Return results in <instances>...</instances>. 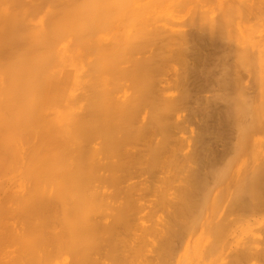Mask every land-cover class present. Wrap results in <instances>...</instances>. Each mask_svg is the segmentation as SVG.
I'll return each mask as SVG.
<instances>
[{"label":"bare ground","instance_id":"6f19581e","mask_svg":"<svg viewBox=\"0 0 264 264\" xmlns=\"http://www.w3.org/2000/svg\"><path fill=\"white\" fill-rule=\"evenodd\" d=\"M111 1L112 0H8L6 13L23 12L25 15L27 14L30 19L27 20L29 23H24L26 28L23 27L22 29H24V31L21 33H18V30L15 28L16 20L10 18L6 21L4 15L0 14V45H2L5 55L7 56L6 58L3 54V58L5 59H0V148L3 147L1 151H4L3 154L2 152L0 153V156L4 155V157H0V168L1 166L4 167L1 169L5 171L10 169L9 157L11 154L9 152L11 148H8V146L11 144L9 141L13 138L12 136V138H10L11 134L16 136L13 139L17 138L18 143H20V138L24 140V136L25 138L27 136L31 137L30 146L28 149L24 150V152L22 150L19 156L21 155V157L25 158L27 154L31 153L32 158H36L37 155L43 154L42 151L46 148L47 150L44 152L47 151L46 153H48L52 147L49 152L52 154L49 155L48 153L47 157L45 153L42 157L45 158L46 156L48 159L51 156L52 159V156H55L52 160L56 161L57 164L55 162L54 164L58 166V170H63V173H60L61 176L58 170L57 175H55L56 172H54L55 174H51V179L49 171L52 169V166H49L50 164L48 163L47 165L50 168L46 167V162L50 159L46 161L45 158V160L42 161V165L37 166L40 169L38 172L40 176L39 184L42 182V178H44L46 180V183L43 181L45 183L44 190H47L48 186L46 185H49L51 188L50 191L47 193L41 191L38 196H35L33 190L27 194L25 193L27 196H23L24 198L21 197V200L17 194L14 195L15 193L12 192L8 181L5 182L4 178L1 179L0 264H61L58 255L61 253V250L64 251L65 248L66 253L68 256L71 255V257L70 261L66 259L68 263L63 260L62 264H102L100 263V259L95 258L97 254L106 257L108 260L110 259L109 261L112 262L111 264L133 263L131 261H133L134 258L129 261V259H127L128 256H124L126 252L122 251V249L126 250L125 247H127L126 245L128 242V240L124 241L125 238L122 239V234L131 229L129 226L131 219L136 221L134 217L136 216L135 213L138 212L135 210L137 208L134 202L138 200L136 196L134 197V191H137L136 188L140 185L141 181L137 180L136 183L133 180L147 174L149 175L145 176L147 178H149L151 174L152 176L155 175L153 170L151 173L150 169L157 168V166L159 168L160 164L162 166L165 160L175 167L177 163H179L177 160L180 159L179 157L182 154H177L176 151H179L181 147L178 148L177 144V147H175L178 148V150L173 147L172 143L174 142L172 139L175 136H172L173 138L171 139L169 134H171V130L174 132V129L179 127L174 126L176 122L174 121L173 124L171 120H173V113L177 110L176 107H180L177 106L179 102L183 103L188 100V95H185L186 92L184 95L182 94L183 96H181L179 102L176 101L177 99L175 102L160 101L161 103L159 102L160 104L158 105L157 112L154 107L153 113H150L151 117L148 113H145V115L142 114V110L144 109L142 103L145 100V96L148 94L152 96L154 93L156 89L154 77L158 71H161V65L153 61L154 58H156V56L153 57V53L157 55L154 51L159 49V47L161 48V46L158 45H165L164 47L166 48L168 44L170 45L173 43L171 45L173 47L174 43L178 40L175 36H179L177 35L179 31L178 33L176 31L177 34H175L174 37L171 36L172 38H177V40L171 39V37L168 36L169 34H167V32L170 33L171 31H168L166 28L161 29V31L163 35L166 34L167 36H159V30H152L149 28L147 21L140 20L138 30L144 33L141 35L137 33L132 39L121 40L118 34H112V36L102 38L103 40L92 36L90 37V31L92 30L91 26L93 24L94 26H99V23L101 24L103 22V18L108 21L111 20L109 22L110 25L113 24L119 28L120 26L115 24L112 19L121 20L127 15V9L138 2V0H134L135 2L131 5V1L127 2V0ZM262 2L264 4V0H262ZM138 5L140 6V2ZM254 8L256 9V7ZM111 9L113 10L111 11ZM262 9H264V7H262ZM115 10H117V12H115ZM259 10H261V8ZM259 10L256 12L260 15L261 12H259ZM4 11V8L0 9V12ZM221 11L227 10H220L219 12L221 13ZM203 13L206 15V12ZM231 14L232 8H230V15ZM200 15L202 17L200 16L197 19L198 21L195 20L194 22L197 23L195 27H197V30L199 29L201 31L198 30L200 34L203 33V35L201 34L202 36L205 35V31H209L208 34H206L208 36H206V38L200 37L201 35L198 36V31L196 30L195 37L192 35V37L189 36L187 38V36L191 34V31L187 30L190 34L186 32L184 37L182 34L185 30H183V33H181V30L180 35L182 36H179V38H183L179 39L180 41H178L177 45L175 44L176 46H180L178 48L175 46L178 51L177 55L173 53V57L176 55L178 58H181H179L180 60L184 61V58H188V56L193 59L195 56L196 59L194 62L196 63H194V69L190 70L191 72L189 74L193 76L192 80H198L195 82V84L198 83L196 84L198 86L194 87L195 89L207 91L211 86V91L213 89L212 85L215 83V86L218 85L215 91L219 88L220 90L215 93L213 99L211 98L212 102L211 100V103L208 102L214 106L212 110L209 109L211 111L210 113L207 111V116L209 115L212 119L210 122L211 124L206 125V127L204 126L205 124L203 125L205 128L201 131L203 133H201L200 136L198 135L197 141L195 140L197 143L195 147L197 148L193 150L195 151L193 155L183 156L184 158L186 157L184 159L185 161H191V163L194 161L198 165V168L192 171V176H190V180L187 182L188 185H186L188 187L182 189L181 195L178 196L180 198H178L177 202L175 201L176 204L174 202L176 209L174 207L175 214L172 212L175 216L174 219L173 217L171 218L173 219V224L168 223L170 226L166 227L168 229L164 232H161L163 234L161 237L159 236L161 233L158 234L159 231L157 232V236L162 239L158 242L157 246L159 243L160 245L156 247L157 249L155 248L156 251L154 249L156 252L155 257L153 256L154 259L153 257L146 261L142 259L143 262L140 264H248L250 263L249 261L253 260V257L259 258L258 256H262L261 259H264V246L261 245L264 243V239L262 241V239L259 240L243 236L245 234L244 225H249L248 221L252 219L251 217L257 212L258 214L262 213L260 211L264 210V148L258 150L259 147L256 149L253 147L258 141L257 135H264V39L262 41H255L251 39L252 35L249 33L250 36H248V38L235 40L234 43L228 40L226 44L223 42V45L217 33V31L220 32L219 23L214 20V23L209 24L205 19L206 17L202 14ZM217 15L223 19V22L228 20L227 16L224 14L222 15H224L225 18H223L222 15ZM37 17V22L31 23V20ZM165 31L167 32L165 33ZM117 32L119 33V31ZM172 33H170V35ZM157 36L161 39L160 41L158 38L160 44H158L159 41L156 39L157 45L156 43L153 45L151 42L154 40L152 39H155ZM164 38L169 39L166 40ZM249 38L251 41L248 40ZM189 39L195 41V44L192 43L194 44L192 47L194 54L189 52L190 49L188 50L191 46H186ZM161 42H163V44ZM229 42L230 44H227ZM76 45L79 47H76ZM152 45L153 47L155 45L158 46L156 50L153 49L154 51L150 52L152 53L151 57L153 60L152 58L149 59L150 57L148 56L149 60L145 57V62L142 59H135L136 53L140 54L143 49L145 50ZM170 47L168 48L170 49ZM207 47L208 50H210L209 48L211 47L216 49L217 51L213 50L214 52L216 51V53H208V55L205 54L204 56L203 51H206L204 48L207 49ZM165 48L164 52L167 51ZM222 49L223 51H221ZM93 51H96L98 54L95 53V58L91 59L92 61L90 59L88 60L87 57ZM146 51L148 52L149 49ZM161 51L163 50L161 49ZM187 52L193 54V56L188 55ZM168 53L171 55L170 52ZM141 55V57H143L142 53ZM160 56L162 58V54ZM208 56L210 57V61L208 60ZM211 56L214 57L212 60ZM161 58L159 57L157 59L159 60ZM207 60L209 61L208 65L206 63ZM173 61L175 60H172V62ZM187 61L189 60H186V62ZM156 62L159 63L161 60ZM162 62L165 63L164 61ZM168 62H171V60ZM94 74L96 76L91 77V75ZM112 74L113 76H119V78L126 77L127 79L128 77V80H130L129 75L132 74L133 78H131L129 82L132 84L131 87L134 93L130 95L124 94L122 96L123 98H120L121 96L115 98L114 94L117 92L113 93L114 91H106V94L101 93V95H99L97 91L101 90H94L96 85H98L96 77H107ZM116 76L114 77L117 78ZM171 77H173V75ZM243 77H245L244 79L248 77L251 82L248 84L251 85L244 86ZM119 78L117 79L120 81L121 79ZM83 79H86L83 83L85 85L82 84L84 81ZM104 79L106 78L104 77ZM183 79H185V77ZM193 82L191 81L190 83L192 84ZM185 83L183 86L188 87ZM81 85L86 87L84 88ZM253 87L254 89L256 88V91L253 90ZM248 88L253 91H246ZM191 89L189 90L192 91L193 89ZM81 90L84 91V93L87 91H94L93 95H90L91 97L86 96L89 98V101L91 100V103H94L93 107L88 106V111L84 112L83 115L81 114V116L76 117L73 123L74 127H80V129L86 127L88 129L92 126L94 128V126H98L96 124H99L97 121H102V124L108 128L106 132L108 138L105 140L101 138L100 141H98V137V142H95L93 137L87 138V144L95 142L96 145H92L93 148L90 147V144L86 146L90 149L86 148L87 151L85 150V158L87 161L83 159L87 163L85 162L86 171L83 175H80L79 171H77L79 164L76 155L78 143L76 142L79 141V139L74 140L72 136L75 134H70L71 130L68 129L63 131L64 134L63 132L61 134V131L52 129V131L50 130L52 137H50L51 135L48 128L51 122H47L43 105L39 102L40 98L44 96H41V94H43L42 91H45L44 93L47 92V94L49 93V97H52V94L58 91L61 93V91ZM36 91H38V94H36ZM1 92L4 93L2 94ZM34 93L40 96L36 98L39 100V105L36 103L37 100L33 98ZM134 96H136V98ZM49 97L47 100L49 99L50 101L51 97ZM147 102H149V100ZM151 103L154 104V102ZM209 104L207 106H209ZM219 104H222V110L218 108V106L220 107ZM147 118L149 119L147 120ZM173 126L175 127L174 129H172ZM50 127L53 128L52 126ZM68 128L70 129V127ZM86 128H84V130ZM56 131L60 133L58 134ZM55 134L57 135L55 136ZM46 135L50 138L52 143H50L51 141L49 143L46 142L43 147V143H45L43 142V136ZM59 135L63 136L59 137ZM7 136H9L8 139ZM67 136L68 139L66 140L64 137ZM159 136H161V138ZM2 137H4L7 142H5ZM53 137H57L56 141L51 139ZM69 138L74 141L68 142ZM84 139L85 138L82 140ZM224 139L228 141L227 144L224 143ZM84 142L85 140L82 143ZM219 142L226 145V147L222 146ZM53 143L55 144L53 145ZM106 143L109 144L107 145ZM215 143L216 145H214ZM50 144L53 146H50ZM217 144L218 147L219 144L221 147H225L223 151L226 150L225 155L219 154L220 156L222 155L221 159L219 158L220 156L217 155L218 153L215 154L218 151L213 147V145L217 147ZM37 145L38 147H36ZM48 146H50L49 150ZM23 147L24 145L22 143V148ZM41 147L43 148L39 149ZM181 152L183 153V151H180V153ZM219 153L221 152L219 151ZM168 154L173 155L168 159L170 162L167 161V158L170 156ZM166 155H168V157L163 160V157ZM256 160H259L261 164L258 166L254 164ZM67 161H69V166L76 173L73 174L76 175L74 178L76 179V183L80 182L79 176H85L84 179L88 180V182H92L94 187L114 183L117 188V186L129 183V185H126L127 189L123 187L119 189L118 187L119 190L123 189L122 192L123 194H127V198H125V204L122 203L117 207L116 211L118 213L112 218H115L112 225L109 224L108 227H104L107 223H102L103 225H100L98 218H96L98 215H96V213L99 211L100 207L107 202V200H105L108 198L107 193L100 192L97 189L99 192H93L92 195L89 194L87 199L82 195H69V192L75 191L76 186L72 180L66 178L65 173L67 172H64V170L66 169L65 162ZM75 162H77L76 167ZM168 163H166L167 166L169 165ZM166 164L164 163V165ZM230 167L235 168L234 171H231L232 168L230 169ZM54 175L57 178L54 177ZM152 176L150 179H152ZM155 176L153 177L156 178ZM143 180L141 184L145 182H143ZM131 181L133 182L131 183ZM43 182L41 185H43ZM149 182L151 183L153 181L150 180ZM223 183L224 185L222 188L218 190L216 194H212L213 190L220 187ZM145 186H147V184ZM59 187L61 192L55 198V188ZM152 188L153 187H151V190ZM66 197L69 199H66ZM166 200L168 201V199H165V201L163 200L162 202H166ZM52 204H54V206L60 205L63 214H60L58 210V214H60L58 217L61 215L65 216L64 213L67 209L64 211V207L67 206L66 204L71 205V211L73 212L71 217L65 218L67 220L65 225H62L61 229L57 230V232H50L48 228L53 220L56 221L55 218L57 217L54 215L55 218H53L50 213H45L46 208L49 212H52V210L50 211L48 209V206ZM167 204L169 203L167 202ZM51 207V209L54 208L53 206ZM139 207L142 206L139 205ZM81 208L83 210L87 208L89 216L87 215L81 218L84 223H82V221L76 223V218L72 219V217L74 215V217H77ZM54 212L55 211H53V214ZM34 213L37 215H34ZM93 213H95L96 217L92 220L91 217H94ZM16 214L17 216L19 214L20 217H17ZM92 214L93 216H91ZM22 215L26 217L34 215L35 217L33 216L31 221L30 218L27 222L25 221V223H27V227L25 226L26 228L22 227L25 224L20 226V228H25V231L23 229L18 231V227L13 225L10 219L13 217V220L17 217L20 219H16L17 222H21L22 218L23 220L27 219ZM61 219L62 217L59 221ZM55 221H53V224ZM54 225L58 224L56 223ZM154 226H156V224ZM53 227L57 229L56 226ZM158 230H161V228ZM105 233L108 234L107 237ZM135 233H137V231H135ZM139 234H141V232H139ZM104 235L107 239L104 238ZM152 235L149 236L151 237ZM146 236H143V238L146 239ZM146 241L147 240H144L142 243L145 245ZM258 241L261 242V244ZM103 242L106 243L103 244ZM257 242L259 246L256 245ZM49 244L55 246V249L52 247L53 249L51 250ZM104 245H107L109 249L107 250V247H105L107 252L103 248ZM260 247H262V249ZM130 248L132 249V246ZM142 249L144 250V248ZM136 252H133L134 256ZM65 258L68 257L65 256ZM137 258L135 259L138 261ZM263 261L264 260H262V262Z\"/></svg>","mask_w":264,"mask_h":264},{"label":"rangeland","instance_id":"374dc122","mask_svg":"<svg viewBox=\"0 0 264 264\" xmlns=\"http://www.w3.org/2000/svg\"><path fill=\"white\" fill-rule=\"evenodd\" d=\"M8 0H0V9L1 8H4L5 9V11L4 12H0V14H2V15H4V19L7 21L8 19H13V20H16V23H15V28L18 30V33H21V32H23L24 31V29H22L23 27L24 28H26V26H25V22H27V23H29L27 20H30L29 18H28V16H27V14L25 15L23 12H14V13H6V8H7V6H8V2H7ZM129 1H131V5L135 2L134 0H127V2H129ZM111 2H114V0H112ZM139 2H140V6L138 5L139 4ZM261 2V3H260ZM255 3H256V5H258V6H256L255 5ZM137 5V6H136ZM136 6V7H135ZM254 7H256V9L254 8ZM262 7H264V4H263V2H262V0H150V1H146V0H138V2H137V4H134V5H132L131 7H129L128 9H127V15L126 16H124L121 20H116V19H112V20H114V22H115V24H117V25H119L120 27L118 28L117 26H115V25H113L112 23V25H110V21H108V20H106L105 18H103L102 20H103V22L100 24L99 23V26H94V24L91 26L92 27V30L90 31L91 32V35H90V37L92 36V37H95V38H97V39H102V38H105V37H109V36H112V34H118V35H120V37H121V40H123V39H129V38H133L134 37V35H137V33L138 34H143L144 32L142 31H140V30H138V28H139V26H140V20L142 21V20H145V21H147V24L149 25V28H151L152 30H156V31H158L159 30V33H160V35L159 36H165V35H163L162 33V31H161V29H163V28H166V29H168V31H171L170 33H172V32H174V33H172L171 35H170V33L169 32H167V31H165V33L167 32V34H169L168 36H173L174 37V35L175 34H177L178 33V31H179V34H177V35H179V36H182V35H184V34H186V32L188 33V34H190V35H188L187 36V38L189 37V36H191L192 37V35H193V37H195L196 36V28L197 27H195L196 26V24L197 23H194L195 22V20H197L201 15L200 14H202L203 16H205L206 18V21H207V23H214L213 21L215 20V21H217V23H219V25H220V27H219V29H220V32H218L217 31V33L219 34V36H220V40L222 41V43L224 42L225 44H226V42H228V40L229 41H232L233 43H234V41L235 40H243V38H248V36H250V34L252 35L251 37V39H254L255 41H262L263 39H264V9H262ZM228 8V9H227ZM230 8H232V14L230 15ZM245 8H246V10H245ZM254 8V9H253ZM261 8V10H259ZM233 9H235V10H233ZM113 9H111V11H112ZM220 10H227V11H221V13L219 12ZM229 10V11H228ZM258 10H259V12H261L260 13V15H259V13H257L258 12ZM257 11V12H256ZM262 11H263V13H262ZM115 12H117V10H115ZM203 12H206V15H205V13H203ZM229 12V13H228ZM256 12V13H255ZM7 14V15H5V14ZM255 13V14H254ZM14 14H15V16H14ZM217 14H219V15H222V14H224L225 16H227V18H228V20L227 21H224L223 22V19L222 18H220V16H218ZM224 15H222L223 16V18H225L224 17ZM229 15V16H228ZM256 17H255V16ZM231 16V17H230ZM38 17H39V15H38ZM38 17L37 18H35L34 20H31L32 22L31 23H36L37 22V19H38ZM202 17V16H201ZM231 18V19H230ZM230 19V20H229ZM125 22H124V21ZM156 22H155V21ZM189 20V21H188ZM152 21H154V22H152ZM198 21V20H197ZM196 21V22H197ZM185 22H186V24H185ZM150 23V24H149ZM188 23V24H187ZM38 24V23H37ZM96 24V23H95ZM184 24V25H183ZM186 25V26H185ZM188 25V26H187ZM114 27V28H113ZM155 27V28H154ZM162 27V28H161ZM98 28V29H97ZM113 28V29H112ZM158 28V29H157ZM160 28V29H159ZM191 28V29H190ZM195 28V29H194ZM98 30V31H97ZM175 30V31H174ZM182 30V31H181ZM183 30H185V32L183 31ZM187 30H189V31H191L190 33H189V31H187ZM195 30V31H194ZM199 30V29H198ZM197 30V31H198ZM117 31H119V33L117 32ZM127 31V32H126ZM164 31V30H163ZM176 31H177V33H176ZM180 31H181V33H183L182 35H180ZM194 31V32H193ZM200 31V30H199ZM198 31V36H200L201 34L203 35V33H201L200 34V32ZM97 32V33H96ZM193 32V33H192ZM207 31H205V35L204 36H200V37H205L206 38V36H208V35H206V34H208V32L206 33ZM158 33V34H159ZM244 33V34H243ZM250 33V34H249ZM89 34V33H88ZM217 34V35H218ZM248 34V35H247ZM87 35V34H86ZM167 36V35H166ZM179 36H175V37H177L178 38V40H177V38L175 39V38H172L171 37V39H175V40H177V42H175L174 43V45H173V47L171 46L172 44H168L167 46H166V48L164 47L165 45H158V46H161V48L159 47V49H160V51H161V49L163 50V51H159V49H157L158 48V46H156L157 45V43H156V39L158 40V36L155 38V39H152V40H154V41H152L151 43L154 45V43H156V45L153 47V45L152 46H150V47H147V49H149V51L147 52L146 50L147 49H143V51L142 52H140V54H138V53H136L135 54V59H142L143 61L145 60L146 61V59H144L145 57L147 58V60H149V59H151L152 57V53H150V52H153L154 50L153 49H157L156 51H154L155 52V54L157 53V55H154V53H153V57L154 56H156V58H154V60H153V58H152V60L154 61V63H157V64H159V65H161L160 66V68H161V71L157 74L156 72V76L154 77V81H156L155 83V87H156V89H155V91H154V93L152 94V96H151V94H148V95H146L145 96V100H144V102L142 103L143 104V110H142V114L143 115H145V113H148L149 115H150V113L152 114L153 113V111H154V109H155V111L157 112V109H158V105L161 103V102H163L162 100H164V102H168V101H172V102H175V100L177 101V102H179V99L181 98V96H183L184 94H185V92H186V94L185 95H188V100L186 101V102H179V104L177 105V106H180V107H176V111L173 113L174 115L172 116V119L173 120H171L172 122H173V124H174V121L176 122V124L174 125V126H179V127H177L176 129H174L175 127L173 126V128L172 129H174V132H173V130H171L172 132H171V134H169V136H171V139L173 138L172 136H175L173 139H172V141L174 142V143H172V145H173V147L174 148H176L177 147V145H178V148H180L181 147V149H179V151H176L173 147H172V145H171V147L177 152V154H182V155H180V157H179V155H178V157L180 158V159H178L177 161L179 162V163H177V166L175 167L174 165L172 166L171 164H169L168 162H166V160H165V164L166 163H168L169 165L167 166V164L166 165H164V163L162 164V166H161V164H160V166H159V168H158V166H157V168H152V169H150V171H151V173H152V170H153V173L155 174V175H157V176H155V175H153V176H155L156 178H154L153 176H152V174L151 173H149V174H151L150 175V177L152 176V179H154V180H152V179H150V177L149 178H147V177H145V176H147V175H145V176H142V177H139V178H137V179H134L133 181L134 182H136L137 183V180L139 181H141L140 182V185H138L137 186V191H139V190H141V191H139V192H135L134 191V197L136 196V198H137V200L139 201H136V202H138V203H136V202H134V204H135V207L137 208V209H135V208H133V209H135V210H137L136 212L137 213H135L136 214V216L134 217L135 219H136V221L133 219H131V223L129 224V226L131 227V229L128 231V232H124V234H122L123 235V237H122V239L123 238H125L124 239V241L126 240H128V242L130 243H128L127 242V247H125L126 248V250L124 249H122V251H124V252H126V253H124V256L125 257H127L128 256V258L127 259H129V261H131V259L133 260V258H134V260L133 261H131V262H133V263H135V264H140V263H142L143 262V260L144 261H146V260H148V259H152V257L154 256L155 257V251H156V247H158L159 245H160V243H159V245L157 246V244H158V242H160L161 241V239H160V237L163 235L161 232H164L166 229H168V228H166V227H169L170 226V224H173L172 222V220L175 218V216H174V212H175V210H174V205L176 204V202L178 201V198H180V197H178V196H180L181 194V191H182V189H185V188H187L188 186H186V185H188L187 184V182H188V180H190V176H192L191 174L193 173L192 171L193 170H197V168H198V165L194 162H192L191 163V161L190 162H188V161H185L184 159L186 158H184L183 156H188V155H193V152H195V151H193L195 148H197V147H195L196 145H197V143H196V141H197V137H199L200 135H201V133H203V132H201L202 130H203V128H205L206 127V125H210L211 123V121H212V119H211V117H209V115L207 116V113L209 112H211L210 110H212V108H214V106L212 105V104H209V103H211L212 102V99H213V96L215 95V93H217V91H219L220 90V88L218 89V90H216L215 91V89H217L218 88V85H216L215 86V83L212 85L213 87V91L211 90L210 91V88H211V86H210V88L209 89H207V91L205 90V91H202V90H200V89H195L194 87H197L198 85H196V84H198V83H196L195 84V82H197L198 80H192L193 79V76L191 75H189L190 74V70H192V69H194L193 68V66L195 65L194 63H196V62H194V60L196 59L195 58V56H194V59L192 58V57H190V56H188V58L186 57V58H184V61H182V60H180L176 55H177V48L180 46H176L177 44H178V41H180L179 39H182V38H179ZM169 37V38H170ZM184 37H185V35H184ZM89 38V37H88ZM153 38V37H152ZM169 38H164V39H166V40H168ZM103 40V39H102ZM159 40L161 41V39L159 38ZM158 40V41H159ZM163 40V39H162ZM165 40V41H166ZM190 40V39H189ZM189 40L187 41L188 43H187V47H188V45H189V47L190 48H188V50L190 49V53H193L194 54V50H192L193 48V45L195 44V41L193 40H190V42H189ZM248 40H250V38L248 39ZM160 41H159V43L158 44H160ZM165 41H164V44H165ZM251 41V40H250ZM252 42H253V40H252ZM162 44H163V42H161ZM192 43H194V44H192ZM224 43H223V45H224ZM176 44V45H175ZM227 44H230V42L229 43H227ZM78 45H76V47H77ZM171 46V47H170ZM177 48H176V47ZM79 47V46H78ZM168 47H170V49L168 48ZM164 48L168 51V52H170L171 53V55L167 52V51H165L164 52ZM212 48V47H211ZM209 48L210 50H208V47H207V49L206 48H204L206 51H210V52H206V51H203V53H204V56H205V54H207L208 55V53H213L214 51L213 50H216V49H214V48ZM225 48V47H224ZM223 48V49H224ZM186 49V48H185ZM223 49L221 50V51H223ZM226 49V48H225ZM224 49V50H225ZM170 50H172V51H170ZM202 50H203V48H202ZM193 51V52H192ZM217 51V50H216ZM216 51L214 52V54L216 53ZM218 51H220V50H218ZM143 52H145V53H143ZM164 52V53H163ZM189 52H187L188 53V55H192L193 56V54H190ZM227 52V51H226ZM95 53H97L96 51H93L88 57H87V59L89 60H91V59H93V58H95ZM141 53L143 54V57H141L142 55H141ZM173 53L174 54H176L174 57H173ZM3 54H4V57H6L7 58V56L5 55V51H4V49H3V47H2V45H0V59H5V58H3ZM98 54V53H97ZM138 54V55H137ZM162 54V58H161V56L160 55ZM168 54V55H167ZM159 55V56H158ZM150 57L149 59H148V57ZM167 58H166V57ZM214 56V55H213ZM98 57H99V55H98ZM161 58V59H157V58ZM207 57V56H206ZM212 57V56H211ZM190 58V59H189ZM192 58V59H191ZM209 56H208V60H209ZM214 57H212L211 58V60L213 59ZM157 59V60H156ZM167 59V60H166ZM141 60V61H142ZM160 61L161 60V62H156V61ZM171 60V62H168V61H170ZM172 60H175V61H173L172 62ZM180 60V61H179ZM186 60H189V61H187V62H189V63H187L186 62ZM207 60V65H208V63H209V61ZM92 61V60H91ZM138 61V60H137ZM144 61V62H145ZM162 61H164L165 63H163ZM168 63H167V62ZM182 61V62H181ZM186 62V63H185ZM185 63V64H184ZM211 63V62H210ZM157 64H156V66H157ZM163 64V65H162ZM126 66V65H125ZM196 66H197V64H196ZM188 67V68H187ZM169 70H168V69ZM162 69H165V70H162ZM174 69V70H173ZM188 69V70H187ZM189 71V72H188ZM162 72V73H161ZM169 73H170V76H169ZM174 73V74H173ZM101 74V73H100ZM168 74V75H167ZM173 75V77H171ZM186 75H189V76H186ZM93 76H96L95 74L94 75H91V77H93ZM114 76H116V75H114ZM113 76V74L112 75H110V76H104L106 79H104V77L103 76H99V77H96L97 78V82H98V85H96V87L94 88V90L96 91V90H101V91H97V92H99L98 94L99 95H101V93L102 94H106V91H114L113 93H115V92H117L116 94H114L115 95V98H118V96H121L120 98H123L122 96L124 95V94H128V95H130V94H132V93H134V90L132 91V87H131V85L132 84H130V82L129 81H131V78H133V76H132V74L131 75H129V78H130V80H128V77H127V79H126V77H124V78H119V76L117 77V78H119V79H121L120 81L117 79V78H115ZM130 76H132V77H130ZM169 78H168V77ZM182 76H183V78L185 77V79H183L182 78ZM189 77H191V78H189ZM181 78V79H180ZM189 78V79H188ZM245 77H243V82H244V86L245 85H251V84H248V83H251L250 82V80H249V78L247 77L246 79H244ZM161 79V80H160ZM175 79V80H174ZM182 79H183V81H182ZM187 79V80H186ZM84 80V79H83ZM86 80V79H85ZM85 80L82 82V84L85 82ZM118 80V81H117ZM161 83H160V82ZM167 81V82H166ZM170 81V82H169ZM185 81H186V83H185ZM193 82L194 83V85H193V83L191 84L190 82ZM116 82H117V85H116ZM186 84V85H188V87H184L183 86V84L184 83ZM188 82V83H187ZM158 83V84H157ZM175 83V84H174ZM165 84V85H164ZM83 85H85V84H83ZM83 85H81V86H83ZM192 85V86H191ZM196 85V86H195ZM164 86H167V87H164ZM215 86V87H214ZM84 88L86 87V86H83ZM131 87V88H130ZM162 87V88H161ZM193 90H192V89ZM199 88V87H198ZM188 90V92H187V90ZM189 89H191L192 91H190ZM82 90H84V89H82ZM61 91V93L58 91V92H55L54 94H52V97L50 98L49 97V93L47 94V92L46 93H44L45 91H42V93L43 94H41V96H43L42 98H40V101L38 100V99H36V98H38V97H40V96H38V95H36V94H38L37 92L38 91H36V94L34 93V97L33 98H35L34 100H37V102L36 101H34V102H36L37 104H38V101L39 102H41L40 104L41 105H43V110H44V115L46 116V118H47V122L49 121V123L51 122V125L50 126H52L53 128H51L49 125V128H48V130H49V132H50V130L52 131V129L53 130H58V131H61V134H62V132L63 131H66V129H68V130H71V132H70V134H75V135H71L72 137H74V140H78L79 139V141H77L76 143H78V150H77V153H76V155H77V159H78V164H79V166H78V169H77V171H79V174L80 175H83L84 174V172L86 171V168H85V164L87 163L86 161V152H85V150H86V148H88V149H90L89 147H86V146H89V144H87V138H90V137H93L94 139H95V142H98V141H100V139L102 138L103 140H105L106 138H108V136L106 135V132L108 131V128L105 126V125H103L102 123V121H97V123H99V124H96V125H98V126H94V128L91 126V128H86V127H84V128H86L85 130H84V128L83 129H80V127L78 128V127H74V125H73V123L75 122V119H76V117H78V116H81V114L83 115V113L84 112H86V111H88V109H89V107L90 106H92L93 107V101H94V99H93V103H91V100L89 101V98H87L86 96H89V97H91L92 95H93V93H94V91L92 92V91H87V92H85L84 93V91ZM162 90V91H161ZM163 90H165V91H163ZM195 90H197V91H195ZM253 90L254 91H256V88L254 89V87H253ZM253 90H251L250 88H248L246 91H253ZM124 91H125V93H124ZM132 91V92H131ZM190 91V92H189ZM5 92V91H4ZM3 92V93H4ZM20 92V91H19ZM157 92V93H156ZM2 93V92H1ZM2 93V94H3ZM33 93V92H32ZM113 93H112V95H113ZM189 93V94H188ZM183 94V95H182ZM1 95V94H0ZM29 95H31V94H29ZM36 95V96H35ZM46 95H47V97H46ZM91 95V96H90ZM135 95V94H134ZM189 95H190V97H189ZM32 96H33V94H32ZM6 97V96H5ZM50 98V101H49V99L47 100V98ZM114 97V96H113ZM135 98H136V96H134ZM28 98V97H27ZM32 98V97H31ZM209 98V99H208ZM212 98V99H211ZM42 99V100H41ZM207 99V100H206ZM149 100V102H147ZM167 100V101H166ZM174 100V101H173ZM210 100H211V102H210ZM161 101V102H160ZM151 102H154V104L153 103H151ZM160 102V103H159ZM209 102V103H208ZM44 103V104H43ZM156 103V104H155ZM187 103V104H186ZM92 104V105H91ZM181 104V105H180ZM209 104V106H207ZM39 105V104H38ZM187 105V106H186ZM220 105V107L218 106V108L219 109H223V107H222V104H219ZM89 106V107H88ZM142 106V105H141ZM184 106V107H183ZM211 106V107H210ZM45 107V108H44ZM155 107V108H154ZM190 107V108H189ZM194 107V108H193ZM210 107V108H209ZM182 108V109H181ZM184 108V109H183ZM189 108V109H188ZM193 108V109H192ZM196 108V109H195ZM204 108V109H203ZM210 109V110H209ZM203 112H202V111ZM206 110V111H205ZM220 110V111H221ZM208 111V112H207ZM201 112V113H200ZM204 113V114H203ZM146 116H148V115H146ZM150 117H151V115H150ZM185 118V119H184ZM209 118V119H208ZM100 120H102L101 118H99ZM149 118H147V120H148ZM207 119V120H206ZM179 120V121H178ZM183 120H186V121H183ZM207 121H208V123H207ZM48 123V124H49ZM178 123H179V125H178ZM184 123V124H183ZM207 123V124H206ZM140 124V123H139ZM205 124V125H204ZM73 125V126H72ZM102 125V126H101ZM201 125V126H200ZM205 127H204V126ZM199 126V127H198ZM68 127H70V129L68 128ZM93 128V129H92ZM102 128H104V129H102ZM65 129V130H64ZM97 129V130H96ZM102 129V130H101ZM58 131H56V133H58ZM98 131V132H97ZM103 131H105V132H103ZM93 132V133H92ZM101 132V133H100ZM178 132V133H177ZM24 133V132H23ZM60 133V132H59ZM58 133V134H59ZM96 133V134H95ZM99 133V134H98ZM47 134H48V132H47ZM63 134H64V132H63ZM68 134V133H67ZM94 134V135H93ZM108 134V133H107ZM176 134V135H175ZM8 135V134H7ZM22 135H24V134H22ZM45 135V134H44ZM50 137H52V134H51V132H50ZM57 134H55V136H56ZM93 135V136H92ZM199 135V136H198ZM14 138V137H16V136H13V135H11L10 134V138H12V137ZM54 136V135H53ZM61 136H63V135H61ZM60 135H59V137H61ZM69 136V135H68ZM68 136L67 137H64V138H66V140L68 139ZM89 136V137H88ZM103 136V137H102ZM8 137L9 136H7V139H8ZM23 137V136H22ZM44 138H43V142H45V143H43V147H44V144H46V142L47 143H49L51 140H50V138H48L47 137V135L46 136H43ZM58 137V136H57ZM57 137H53V138H51V139H54V141H56V138ZM58 137V139L60 140V138ZM70 137V136H69ZM98 137H99V139H98ZM160 138H161V136H159ZM2 138H4V137H2ZM11 139V141H9V142H11V144L9 145L8 143H6L7 145H9L8 146V148H11V151L9 152L11 155H10V157H9V159H10V169L9 170H7V171H5V170H2L4 167H2L1 166V168H0V181H1V179L2 178H4V180H5V182L6 181H8V183L10 184V186H11V189H12V192L13 193H15L14 195H18V197H19V199L22 197V198H24V197H26L27 195H25V193L27 194V193H29V192H32L33 190H34V193H35V196H38V194H39V192H41V191H45L46 193L47 192H49L50 191V186L49 185H46V186H48V188H47V190H44V185H45V183H46V180L44 179V178H42L41 180H42V182L43 181H45V183L43 182V185H41V183L39 184V181H40V176L38 175V172H39V168L37 167V166H39V165H42V161L43 160H45V158H46V161L48 160V159H50V160H48L47 162H46V165L49 163L50 165L49 166H52L51 168L52 169H50V171H49V173H50V176H51V174H53L54 172H56V174L55 175H57V170H58V166L57 165H55L54 164V162L56 163V161H53L52 159H54V157L55 156H52V159H51V156L47 159V154L51 151V149H52V147H51V149H50V146H53L55 143H53V145L52 144H50V146H48V150H49V152L48 153H46V152H44L45 150H47V148L45 149V150H43L42 152H43V154H45L46 153V156H45V158L44 157H42V155L43 154H41V155H37V157L36 158H32V155H31V153H29V154H27L26 155V157L25 158H23V157H21V155L19 156V153L21 152L22 153V150H23V152H24V150H26V149H28V147L30 146V136H27L26 138H25V136H24V140H23V138L21 139L20 137V143H18V141H17V138L16 139ZM64 138H63V140H64ZM83 138H85L84 140H85V142L84 143H82L84 140H82ZM257 142L253 145V147L256 149L257 147H259V149L258 150H262V148H264V135H257ZM58 139H57V141H58ZM72 139V138H71ZM97 139H98V141H97ZM1 140H3V139H1ZM21 140H22V142H21ZM49 140V141H48ZM62 140V141H63ZM65 140V141H66ZM74 140H70V138H69V141L68 142H70V141H74ZM180 140V141H179ZM196 140V141H195ZM226 139H224V143L225 144H227V142L228 141H225ZM4 141H5V138H4ZM61 141V140H60ZM82 141V142H81ZM108 141V140H107ZM171 141V142H172ZM223 141V140H222ZM5 142H7V141H5ZM95 142H91V144H90V147L91 148H93V146H95L96 145V143ZM109 142V141H108ZM179 142V143H178ZM182 142V143H181ZM184 142V143H183ZM186 142V143H185ZM22 143H23V145H24V147L22 148ZM41 143H42V139H41ZM40 143V144H41ZM50 143H52V141L50 142ZM195 143V144H194ZM222 146H225L226 147V145H224L223 143H221V142H219ZM5 144V143H4ZM21 144V145H20ZM39 144V145H40ZM80 144V145H79ZM86 144V145H85ZM107 145L109 144V143H106ZM177 144V145H176ZM220 144H219V147H218V144H217V147H215L214 145H216V143L213 145V147L214 148H216L215 150L216 151H218V152H216L215 154H217L218 156H220L219 154H224L225 155V151H223L224 150V148L223 147H221L220 146ZM2 145H3V143H2ZM2 145H1V147H2ZM47 145H49V144H47ZM46 145V146H47ZM93 145V146H92ZM181 145V146H180ZM183 145H185V146H183ZM192 145V146H191ZM41 146V145H40ZM39 146V147H40ZM176 146V147H175ZM183 146V147H182ZM5 147V146H4ZM36 147H38V145L36 146ZM43 147H41V148H39V149H42ZM191 147H192V149H191ZM3 148V147H2ZM2 148H0V153L2 152V154H3V152L4 151H1V149ZM5 148H7V147H5ZM4 148V149H5ZM82 148V149H81ZM178 148H176L177 150H178ZM223 148V149H222ZM3 149V150H4ZM8 150V149H7ZM10 150V149H9ZM222 150V151H221ZM84 151V152H83ZM87 151V150H86ZM175 151H174V153H175ZM180 151H183V153L181 152L180 153ZM219 151L221 152V153H219ZM81 152V153H80ZM223 152V153H222ZM7 153V152H6ZM171 153V152H170ZM174 153H173V155H174ZM185 153V154H184ZM5 154V153H4ZM52 154V153H51ZM50 153H49V155H51ZM215 154H213V155H215ZM168 155H170V154H168ZM168 155H166L165 157H163V160L164 159H166L167 157H168ZM172 154L167 158V161H169L170 162V160H168L170 157H172L173 156ZM2 156V155H1ZM0 156V157H1ZM9 156V155H8ZM44 156V155H43ZM2 157H4V155L2 156ZM21 157V158H20ZM221 157H222V155L219 157L220 159H221ZM81 158V159H80ZM86 160V161H84V159ZM190 158H192V157H190ZM183 159V160H182ZM162 160V161H163ZM84 163H83V162ZM90 161V160H89ZM183 161V162H182ZM68 162V163H67ZM67 162H65V166H66V169L64 170V172H67V173H65V175H66V178H68V180H72L73 182H74V184H75V191H73V192H69V195L70 194H76V195H82L85 199H87L88 198V195L90 194V195H92V193L94 192H103V193H107V199H105V200H107V202L102 206V207H100V209H99V211L96 213V215H97V217L95 216V213H93L94 214V217H91L92 218V220H93V218H98V220H99V222H100V225H103L104 223H107V225H105L104 227H108V225L109 224H113L114 223V219H112L113 217H115V214H117L118 212L116 211V209H117V207L119 206V205H121L122 203H126V199L125 198H127V194H123V189L122 190H119L120 188H126L127 186L126 185H129V183L127 184H122V185H120V186H117V188H116V184H114V183H108V184H104L103 186H99V187H94V184H92V182H88V180H86V179H84L85 178V176L83 177V176H79L80 177V182H78V183H76V179H74L75 177H76V175H73L74 173H75V171L69 166V161H67ZM86 162V163H85ZM187 163V164H185V163ZM255 163L254 164H256L257 166L258 165H260L261 163L259 162V160H256V161H254ZM180 163H181V165H180ZM184 163V164H183ZM57 164V163H56ZM83 164V165H82ZM179 164V165H178ZM183 164V165H182ZM76 165H77V162H75V167H76ZM164 165V166H163ZM171 165V166H170ZM48 165L46 166L47 168H50ZM56 166V167H55ZM82 166V167H81ZM191 166V167H190ZM41 167V166H40ZM54 167H55V170H54ZM69 167H70V169H69ZM166 167H168V168H166ZM179 167V168H178ZM57 168V169H56ZM83 168V169H82ZM85 168V169H84ZM165 168V169H164ZM183 168V169H182ZM232 168V169H231ZM68 169H69V171H68ZM81 169V170H80ZM158 169V170H157ZM163 169V170H162ZM185 169V170H184ZM230 169H231V171L233 170L234 171V169L235 168H233V167H230ZM165 170V171H164ZM166 170H167V172H166ZM63 170H58V173H59V175L61 176V174L63 173L62 172ZM149 171V172H150ZM161 171V172H160ZM230 171V170H229ZM62 172V173H61ZM81 172V173H80ZM187 172V173H186ZM61 173V174H60ZM72 173V174H71ZM163 173V174H162ZM76 174V173H75ZM185 174H187V175H185ZM54 175V177H56ZM78 175V174H77ZM180 175V176H179ZM149 176V175H148ZM161 176V177H160ZM185 176V177H184ZM165 177V178H164ZM57 178V177H56ZM164 178V179H163ZM181 180H180V179ZM51 179H52V176H51ZM143 179H146V180H143ZM161 179V180H160ZM142 180H143V184H141L142 183ZM153 181V182H149V181ZM156 180V181H155ZM170 181V182H167V181ZM175 180V181H174ZM133 181H131V183L133 182ZM148 181V182H147ZM178 181V182H177ZM17 182V183H16ZM48 182V181H47ZM164 182V183H163ZM130 183V184H131ZM147 184V186L149 187H147V186H145L146 184ZM47 184H49V183H47ZM138 184H139V182H138ZM149 184V185H148ZM154 184V185H153ZM171 184V185H170ZM153 185V186H152ZM224 185V183L220 186V187H217L216 189H214L213 190V193L212 194H216L217 193V191L218 190H220L221 188H222V186ZM66 186H69V185H66ZM118 187H119V189H118ZM140 187H141V189H140ZM143 187V188H142ZM151 187H153L152 188V190H151ZM156 187V188H155ZM173 187V188H172ZM145 188H147V189H145ZM99 191H98V190ZM127 189V188H126ZM139 189V190H138ZM144 189H145V191H144ZM155 189V190H154ZM171 189V190H170ZM24 190V191H23ZM26 190V191H25ZM96 190V191H95ZM118 190V191H117ZM125 190V189H124ZM147 190V191H146ZM150 190V191H149ZM169 190V191H168ZM175 190V191H174ZM17 191V192H16ZM116 191V192H115ZM21 192H22V194H21ZM60 187L59 188H55V198L60 194ZM122 193V194H119V193ZM142 192H143V194H142ZM19 193H20V195H19ZM138 193H139V195H138ZM151 193V194H150ZM157 193V194H156ZM169 193V194H168ZM172 193V194H171ZM164 195V197H166V198H164L163 197V195ZM65 195H66V193H65ZM138 195V196H137ZM140 195H144V196H140ZM24 196V197H23ZM141 197H143V198H141ZM163 198V200L165 201V199H168V201L166 200V202H162L163 200H162V198ZM141 198V199H140ZM146 198V199H145ZM66 199H69L68 197H66ZM140 199V200H139ZM143 199V200H142ZM170 199V200H169ZM172 199V200H171ZM21 200V199H20ZM109 201V202H108ZM144 201V202H143ZM148 201V202H147ZM153 201V202H152ZM170 201H172V202H170ZM176 201V202H175ZM111 202V203H110ZM155 202V203H154ZM160 202V203H159ZM167 202L169 203V204H167ZM174 202H175V204H174ZM166 203V204H165ZM145 204H146V206H145ZM67 206L66 207H64V211L66 210V212L64 213V215L66 216H63V215H61V216H59L58 217V215H60V214H63V212H61V209H60V205H55L54 206V204H52V205H49L48 207V209L51 211L52 210V212H49L48 210H47V208H46V212L45 213H50V215H52L53 216V218H55V216L57 217V218H55L56 219V221L55 220H53V221H55L54 222V224H58V225H54L53 224V221L51 222V224H53V225H51L50 224V226H48V228L50 229V232H57V230H60L61 229V227H62V225L64 226L65 225V223H66V219L65 218H68L69 216L71 217L72 216V214H73V212L71 211V205L70 204H66ZM139 205L140 206H142V207H139ZM152 205V206H151ZM156 205H157V207H156ZM51 206H53L54 208L53 209H51L52 207ZM167 206V207H166ZM170 206V207H169ZM55 207H56V210H55ZM116 207V208H115ZM163 207V208H162ZM69 208V209H68ZM161 208V209H160ZM141 209V210H140ZM175 209H176V207H175ZM58 210H59V212H60V214H58L59 212H58ZM167 210H168V212H167ZM48 211V212H47ZM53 211H55L54 212V214H53ZM57 211V212H56ZM264 210H262V211H260V212H262V213H260V214H258V212L257 213H255L254 215H253V217H255V218H253V217H251L252 219L250 220V221H248L249 222V225H244V235L243 236H246V237H249V238H256V239H262V241H263V239H264V212H263ZM99 212H100V215H99ZM105 212V213H104ZM140 212H142V213H140ZM174 214H173V213ZM14 213V212H13ZM12 213V214H13ZM31 213H33V212H31ZM52 213V214H51ZM55 213H57V214H55ZM92 213V212H91ZM103 213V214H102ZM47 214V215H48ZM93 214L91 215V216H93ZM172 214V215H171ZM34 215H37V214H35L34 213ZM34 215H31L30 217H26V216H24V215H22V216H24V218H27V219H25V220H23V218H22V220H21V222L19 221V222H17V220L16 219H18V220H20L19 218H17V217H20L19 216V214H18V216H17V214H16V216H14V217H16V218H14L13 220H12V218L13 217H11V219H10V222L11 223H13V225H16L17 227H18V231H21L23 228L22 227H27V223H25V221L27 222V220L30 218V221L32 220V218H33V216ZM55 215V216H54ZM89 216V213H88V210H87V208L85 209V210H83L82 208H81V210H80V212H79V214L77 215V217H72V219H74V218H76L75 219V222L77 223L78 221H82V219L81 218H83V216ZM159 215V216H158ZM100 217V219H99V217ZM102 216V217H101ZM104 216V217H103ZM140 216V217H139ZM142 216V217H141ZM162 218H161V217ZM35 217V216H34ZM62 217V221L60 220L59 221V219ZM63 217H64V220H63ZM147 217V218H146ZM173 217V219H171ZM140 218V219H139ZM155 218V219H154ZM168 218H169V220H168ZM260 218V219H259ZM150 219V220H149ZM12 220V221H11ZM86 220V219H85ZM153 220V221H152ZM22 221H24V222H22ZM102 221V222H101ZM149 221V222H148ZM157 221V222H156ZM140 222V223H139ZM159 222H160V224H159ZM61 223H63V224H61ZM82 223H84L83 221H82ZM103 223V224H102ZM136 223V224H135ZM168 223H170V224H168ZM22 224H25V225H23L22 226ZM141 224V225H140ZM156 224V226H154ZM165 225V227H164V225ZM132 225V226H131ZM20 226H22L21 228H20ZM53 226H56V228L57 229H55ZM58 226V227H57ZM59 226H60V228H59ZM141 226V227H140ZM25 227V228H26ZM133 227V228H132ZM147 227V228H146ZM148 227H150V228H148ZM153 227V228H152ZM24 228V229H25ZM161 228V230H158V229H160ZM165 228V229H164ZM21 229V230H20ZM23 229V230H24ZM55 229V230H54ZM146 229V230H145ZM148 229V230H147ZM151 231H150V230ZM153 229V230H152ZM157 230V231H155V230ZM260 229V230H259ZM262 229V230H261ZM144 232H143V231ZM25 231V230H24ZM135 231H137V233H135ZM147 231V232H146ZM149 231V232H148ZM154 231V232H153ZM159 231V232H158ZM261 231H263V232H261ZM133 232V233H132ZM139 232H141V234H139ZM142 232H143V234H142ZM157 232H158V234H160L161 233V235H159V236H157L158 234H157ZM126 233H128V234H126ZM130 233H132V234H130ZM145 233H147V234H145ZM263 233V234H262ZM105 234H107V233H105ZM152 235L151 237L149 236V235ZM156 234V235H155ZM127 235V236H126ZM130 235V236H129ZM147 235V236H146ZM108 236V234L106 235V237ZM135 236V237H134ZM143 236H146L147 238L145 239V238H143ZM157 236V237H156ZM81 237V236H80ZM105 237V235H104V238H106ZM134 237V238H133ZM141 237V238H140ZM107 239V238H106ZM140 239H142V240H140ZM77 240V239H76ZM144 240H147L146 241V243H145V245H144V243H142V242H144ZM149 240V241H148ZM131 241V242H130ZM123 242V241H122ZM137 242V243H136ZM259 242V241H258ZM256 243V245H258L259 243L261 244V242H259V243ZM104 243H106V242H103V244ZM263 243V242H262ZM13 244H14V242H13ZM126 244V243H125ZM132 244V245H131ZM147 244V245H146ZM153 244V245H152ZM50 245V249L52 250L53 248L55 249V246H53V245H51V244H49ZM129 245H130V247L132 246V249L129 247ZM150 245V246H149ZM261 245H263L264 246V243L263 244H261ZM260 245V246H261ZM141 246H143V247H141ZM147 248H146V247ZM259 246V245H258ZM262 246V247H263ZM53 247V248H52ZM105 247H107V245L105 246H103V248L105 249ZM136 247V248H135ZM139 247V248H138ZM262 247H260L261 249H262ZM14 248V247H13ZM129 248V249H128ZM138 248V249H137ZM142 248H144V250L142 249ZM156 248V249H155ZM66 249V248H65ZM64 249V251L63 250H61V253H59V260L61 261V264L63 263V260L64 261H66V259L68 260L69 259V261H70V257H71V255H70V253H69V255L70 256H68V254L66 253V250ZM107 250H109L108 249V247L106 248ZM105 249V251L107 252V250ZM137 251H135V250ZM149 249V250H148ZM154 249H155V251H154ZM140 250H142V251H139ZM136 252V255L134 256V254H133V252ZM106 252H103V253H106ZM145 252V253H144ZM254 253V252H253ZM133 254V255H132ZM139 254V255H138ZM147 254V255H146ZM104 255V254H103ZM106 255V254H105ZM130 255V256H129ZM131 255H132V257H131ZM257 255H260V254H257ZM65 256H67L68 258H65ZM134 256V257H133ZM36 257V256H35ZM138 257V258H137ZM154 257H153V259H154ZM256 257V256H255ZM259 258H254L253 257V260H251V261H249L250 263H248V264H264V261L262 262V260H264V259H261V257L262 256H258ZM65 258V259H64ZM95 258L96 259H100L99 261H100V263H102V264H111L112 262H110L106 257H104V256H101V255H99V254H97L96 256H95ZM135 258H137L138 259V261L135 259ZM72 259V258H71ZM143 259V260H142ZM261 259V260H260ZM141 262H140V261ZM67 262V261H66ZM137 262V263H136ZM68 263V262H67ZM133 263H131V264H133ZM39 264V263H38Z\"/></svg>","mask_w":264,"mask_h":264}]
</instances>
